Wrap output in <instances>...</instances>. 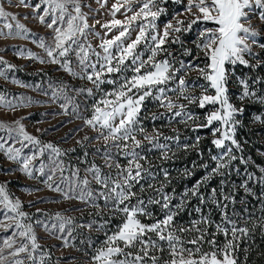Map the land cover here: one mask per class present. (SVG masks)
I'll list each match as a JSON object with an SVG mask.
<instances>
[{
    "label": "snow or ice",
    "instance_id": "obj_1",
    "mask_svg": "<svg viewBox=\"0 0 264 264\" xmlns=\"http://www.w3.org/2000/svg\"><path fill=\"white\" fill-rule=\"evenodd\" d=\"M163 2L164 0H123V2L117 0L112 5L111 14L115 17L116 13L124 8L123 14L126 18L124 21L113 19L110 23L102 25L106 29L105 36L113 30L117 34L111 39L101 38L98 45L100 51H97L87 42V38L90 33L96 36L100 34L93 32L94 26L88 24L87 15L82 12L81 0H39L35 5H29L27 0H20L25 7H33L39 22L52 29L53 35L51 43L43 38L39 39L38 47L44 50L45 57L36 56L30 50L24 49L17 51L18 56L26 54L27 58L39 60L42 64H57L70 75L91 82L98 90L104 83L117 84L116 80H106L104 76L122 73L129 68L127 61L131 59V65L134 66L131 70L134 75L130 78L124 77L119 82L118 88L105 93L93 105L92 116L85 119L87 126L98 131L95 139L102 138L106 142L111 140L112 146L127 159V164L113 165L111 154L105 152L106 166L116 169L115 176L102 174L101 169L94 163L86 169L92 175V179L100 185L101 190L94 192L89 187L90 181L87 176L81 178L79 169H76L71 172V178L74 179L67 185L65 191L61 184L70 178L64 175L65 166L58 158L66 153L52 143H42L36 136L29 134L20 120L12 124L0 122V130H4L7 134V138L0 136V152H3L9 161L17 163L20 172L31 179H36L38 174L43 178L42 183L52 191L60 192L65 199H79L91 203L96 208H99L97 199H103L104 207L122 215L121 224L111 235L105 233L106 239L103 245L95 250L92 257L94 264H238L235 253L239 249V241L249 236L256 227L264 230V216L260 218L258 224L253 223L251 228L247 221L241 227L229 216L228 204L237 202L236 194L241 190L244 194L240 199L242 204L247 203V197H256L264 201V191L257 196L251 187L256 183L264 188V167L259 168V176L247 170L250 161L244 157L243 146L236 138L237 128L242 125V121L237 117L243 115L244 108L230 102L229 78L235 73L230 72L226 66L237 64L246 68L262 66L261 61L257 60L253 64L245 56L253 55L251 44L257 43L255 38L259 35L251 24L250 13L256 15L254 10L259 9L258 16L264 22V0H188L186 11L191 13L193 18L190 21L177 20L175 25L171 21L166 22L161 32L156 21L164 12L159 6ZM134 4L138 7H134ZM128 12L132 14L129 16ZM46 17L49 19L46 20ZM0 20L4 21L3 28H0V36L5 38L26 37L30 31L19 22L15 14L7 12L2 3H0ZM9 21H15V24ZM198 22H211L216 25L215 28H203L193 41L195 48L203 53L206 60L203 67L181 61L180 68H175L173 62L167 58L156 59L160 53H167L170 57L172 53L164 46L167 43H182L179 36L174 33L189 32ZM132 31H136L135 39H131ZM141 43L151 44L147 60L142 59L143 53L137 51ZM259 47L264 49V44H260ZM184 54L193 56L192 49L184 48ZM73 56L79 72L72 67ZM92 57H95V60ZM194 59L198 60L199 56H195ZM0 65H5L8 70L16 67L4 61L2 57H0ZM193 67H196L203 79L208 82L207 85L201 86L200 96L185 95L186 81L183 76L178 78V88L168 87L171 81L177 79L176 73L181 70H191ZM0 76L7 79L3 69H0ZM237 81L242 87L238 97L241 101L247 99L264 105V95L258 94L250 86L249 80L237 77ZM261 82H264V77H256L252 81V83ZM153 89L158 93L154 98L159 102V106L167 109L172 114V118L181 117L180 122L185 124L188 121L195 123L199 118L186 112L185 104L175 103L167 95L168 92H178V99L182 97L189 104H198L201 109L207 105L216 106L206 114L204 123H195L193 130L210 128L214 122H218L219 126L212 129L211 140L217 153L209 152L211 164L203 160L199 163L193 161L191 167L181 170L180 176L185 179L193 177L197 169L205 170V174L190 188H186L180 195L179 202L175 204L172 203L176 199L175 189L172 190V195L165 191L172 182L169 171L160 169L164 181L157 186L153 183L157 173L152 171L151 162L141 151H137L142 148V142L137 139V134L145 133L139 119L140 112L145 99L153 95ZM209 89H213L214 94H207ZM73 91L81 93L86 91L89 95L92 94V89L81 88ZM52 97L63 98L64 103L60 107L65 113L68 112L69 105L73 104V98L67 95L65 87L53 91ZM17 106L18 104L12 99L0 94V107L15 109ZM78 107L79 105H75L73 110ZM156 118L154 115L153 119ZM253 119L264 124L262 115H255ZM155 131L156 135H143V139L151 146L149 150L159 149L162 161L174 159L176 152L173 151L172 146L168 143H160L162 133ZM162 138L164 141L175 142L177 149L182 148L184 151L197 149L198 155L203 156L198 149L201 139L199 136L194 144L182 145L179 144V135ZM84 139L93 138L86 136ZM10 140L19 147L12 146ZM30 145L32 148H29ZM25 149H29L30 154H25ZM99 151L97 149V152ZM46 152L51 160L50 164H45L41 159ZM34 161H39L38 165L34 164ZM237 161L245 166L243 179L239 184H231L230 189L226 190L227 177L233 171L237 175L241 174L240 168L236 166ZM142 162H147L148 166L146 167ZM216 177H220L219 186L210 188L208 195L205 196L201 189ZM142 180L147 181L146 186L141 183ZM137 185L139 191L134 190ZM149 190L151 195H148ZM193 197L201 205L210 202L220 209L221 222L215 223L210 214H203V209L197 206L194 211L201 214L199 219L192 220L189 227L174 226L175 217L188 206L190 198ZM0 205L6 210L3 220H0V227L6 232H11V235L3 240V247L0 248V264L5 262L37 264V252H41L39 264H45V257L48 254L41 251L33 223L26 222L31 219L30 215L22 210V202L18 198H12L3 184H0ZM150 205H159L164 215L162 219L144 223L140 217L153 218ZM99 214L98 212L97 215ZM43 215L47 216V214ZM48 219L51 223L39 219L34 223L50 235L62 240L65 247L69 246L68 237L72 234L73 218H66L61 213H56L54 217ZM106 223L100 224L98 228H104ZM213 226L214 231L210 232L209 229ZM87 227L92 228L93 224L90 223ZM185 233L189 234L187 238L184 236ZM217 234L225 237L222 245L217 244ZM153 235L155 239L152 238ZM162 241L167 244V259L157 255L165 251L164 245L160 243ZM205 244L208 245L207 251L204 250Z\"/></svg>",
    "mask_w": 264,
    "mask_h": 264
},
{
    "label": "rangeland",
    "instance_id": "obj_2",
    "mask_svg": "<svg viewBox=\"0 0 264 264\" xmlns=\"http://www.w3.org/2000/svg\"><path fill=\"white\" fill-rule=\"evenodd\" d=\"M38 2L39 0H27L29 5H35ZM116 2L117 0H81L82 12L87 15L88 24L94 26L93 32L100 34L96 36L90 33L87 38V42L91 43L92 47L97 51H100L98 45L101 42V38L111 39L114 34H117L113 30L112 33H108L105 36L106 29L102 25L110 23L113 19L124 21L126 18L123 14L125 12L124 8H121V11L117 12L115 17L112 16V5ZM0 3L3 4L7 12L15 14L19 22L30 30L26 37L9 36L5 38L0 36V57L9 64L16 66L15 69L8 70L5 65H0V69H3L7 76V79L4 76H0V94L5 95L8 99H12L14 103L18 104L15 109L0 107V122L12 124L14 121L20 120L29 134L36 136L42 143H52L66 153L58 158L65 166L64 175L70 178L61 184L65 191H67V185L74 179L71 178V172L76 169H79L81 178L87 176L90 181L89 187L94 192L101 190L100 185L92 179V175L86 169L94 163L101 169L102 174L115 176L116 169L114 167L110 169L106 166L105 152L111 154V163L113 165L116 163L120 164L122 161H126L127 164V159L112 146L111 140L106 142L102 138L95 139L98 136V131L87 126L85 119L92 116L93 105L105 93H110L114 88H118L119 82L124 77L130 78L134 75L131 70L134 67L131 65V59L127 61L129 68L122 73L106 74L104 76L106 80H116L117 84L104 83L100 85L98 90L91 82L70 75L57 64H42L39 60L27 58L26 54L25 56H18L17 51L24 49L26 51L30 50L36 56L45 57L46 54L42 48L38 47V42L40 38H43L46 42L51 43L52 29H49L46 24L39 22L32 6L25 7L20 3V0H10V2L8 0H0ZM187 3L188 0H164L159 5L164 9V12L156 21L158 29L162 32L165 23L169 21L173 25L176 24L177 20L190 21L193 17L191 13L186 11ZM133 6L138 7L135 4ZM193 11L196 10L193 9ZM254 11L257 14L253 15L250 13L251 24L257 29L259 35L255 38L256 44H251V40L248 41L252 46L253 55H246L245 58L253 64L259 60L262 62V66L246 68L237 64L235 66L227 65L226 67H228L230 72L234 71L235 73L229 78L228 95L230 102L237 107L244 108L243 115L237 117V119L242 121V125L237 128L236 138L242 146L252 145L249 144V134L254 138L253 141L256 142V145L253 147L256 148L250 146L249 150L244 151L243 149V155L250 161V167L248 166L247 168L254 170L257 174L256 171L258 170L259 172V168L264 167V124L254 121L253 117L258 114L264 116V105L247 99L241 101L238 97L242 92V87L237 81V77L249 80L250 86L258 94L264 95V82L252 83L256 77H264V49L259 47L260 44H264V22L258 16L260 10L255 9ZM131 14V12L127 13L129 16ZM48 19L46 17V20ZM9 22L15 24V21ZM3 24L4 21L0 20V28H3ZM205 27L215 28L216 25L211 22H198L189 32L174 33V35L179 36L182 43H167L164 47L172 55L169 57L167 53H160L156 59L167 58L173 62L175 68H180L181 61L185 64L192 62L199 67H203L206 60L203 53L195 48L193 41L197 38L199 31ZM4 31H7V29H4ZM135 36L136 31H132L131 39H135ZM150 47V43L148 45L141 43L138 46L137 51L143 53L142 59L147 60L150 54ZM184 48L192 49L193 56L185 55ZM197 55L199 59L195 60L194 57ZM92 59L95 60V57H92ZM72 60V67L79 72L74 56ZM143 71L144 69H142ZM176 76L177 79L171 81L168 87L178 88V78L183 76L186 81L185 95L189 96H200L202 92L201 86L208 83L203 79L196 67L188 71L181 70L176 73ZM16 81H19V83ZM61 87H65L67 95L73 98V104L69 105L67 113L60 107L64 103L63 98L53 99L52 97V92ZM81 88L92 89V94L89 95L86 91L82 93L73 91V89ZM207 94H214V90L209 89ZM156 95L158 93L153 89V95L146 98L143 103L139 119L145 129V133L137 134V139L142 142V148L137 149V151L142 153L146 149L148 151L151 146L143 139V135L153 136L156 135L155 130H158L159 133H162V137L179 135V144L181 145L185 143L194 144L199 136L201 138L203 156L198 161H210L209 152L211 151L212 154L217 153V149L211 144V140L213 139L212 129L219 126L218 122H214L210 128H199L195 131L193 128L195 123H204L206 114L214 110L216 106L207 105L201 109L198 104H189L182 97L178 99V92H168L167 95L175 103L185 104L186 112L199 118L195 123L188 121L185 124L180 122L181 117L172 118V114L167 109L160 107L159 102L154 98ZM75 105H79V107L74 111ZM154 115L157 117L156 119H153ZM0 136L7 138L4 130H0ZM86 136L93 139L85 140ZM162 137L159 142L170 144L173 151L177 153L176 143L164 141ZM9 143L12 146L19 147L14 141L10 140ZM29 148H32V146L30 145ZM97 149L100 151L97 152ZM152 150L156 152L150 154L151 158H160V150ZM24 152L25 154H30L29 149H25ZM255 156L257 160L253 158ZM41 159L45 164L51 163L47 152ZM255 161L260 162L256 163ZM33 163L38 165L39 161H34ZM18 169L19 165L17 163L9 161L3 152H0V184L5 186L6 191L12 198H18L22 202V210L30 215L31 219L26 222L33 223L41 251L48 254L45 257V264H94L92 257L95 254V250L103 245L106 239L105 233L111 235L117 226L121 224L122 218L118 222L116 220V225L115 223L114 225H107L106 223L105 227L100 229L98 226L106 222L100 219L102 212L109 211L111 215H116V213L110 211V208L104 207L103 199H97L96 201L99 208L93 207L91 203L83 202L79 199H65L60 192L52 191L42 183L43 178L39 177L38 174L36 179H31ZM103 169L107 171L105 172ZM244 169L245 166H243V171ZM57 181H59V174H57ZM78 191L79 189H77ZM38 209L40 210L39 212L37 211ZM5 212L4 206L0 205V220H3ZM98 212L100 213L99 215H97ZM56 213H61L66 218H73V224L71 225L72 234L68 237L69 246L67 247L64 246L62 240L50 235L42 227L34 223L37 219L51 223L48 217H54ZM233 213L229 216L237 221L238 226L242 227L243 222H245L244 219H240L242 214L236 211ZM43 214H47V216ZM220 222L221 219L217 223ZM90 223L93 224L92 228L87 227ZM10 235V231L6 232L3 227H0V248L3 247V240ZM17 242L19 243V240ZM224 242L225 237L223 238L222 234H217V244L222 245ZM204 250H208L207 244L204 245ZM40 255L41 252L36 253L37 264H39ZM157 255L162 256V259L168 258L167 251L166 253H157ZM10 259L11 257H9ZM26 264H31V262H26Z\"/></svg>",
    "mask_w": 264,
    "mask_h": 264
},
{
    "label": "trees",
    "instance_id": "obj_3",
    "mask_svg": "<svg viewBox=\"0 0 264 264\" xmlns=\"http://www.w3.org/2000/svg\"><path fill=\"white\" fill-rule=\"evenodd\" d=\"M249 144L252 145H245L243 146L244 151L249 150L250 146L252 148L256 145V142L253 141L254 138H252L249 134ZM201 141L198 145V149L201 152ZM145 149V147H144ZM177 149V148H176ZM178 152L176 153V156L173 161H162L160 158H151L150 154L155 153V150H145L144 155L147 156L148 160H150L151 165H152V171L157 173V178L153 183H155L157 186H159L160 182L164 181L163 174L160 172V169H166L170 173L171 177V184H169L166 188L165 191L168 192L170 195L173 194L172 190L175 189V196L176 199L173 200V204L179 202L180 195L183 193V191L186 188H190L192 184L196 182V180L200 179L202 175L205 174V170L203 169H197L196 174L188 179L182 178L180 176V172L182 169L185 167H191L193 161L199 163L201 161H198L200 159V155H198L197 149H189L188 151H184L182 148L177 149ZM255 160L256 156L253 157ZM211 164V161H207ZM256 163L260 161H255ZM145 163V166H148L147 162H142ZM120 164L125 165L126 161H122ZM236 166L240 168V175H237L234 171L231 173L230 176L227 177L228 184L226 185V190L230 189L231 184L236 183L239 184L240 181L243 179V166L242 164H239V162H236ZM250 167V164L248 165ZM104 170V169H103ZM247 170L250 172H254V170H251L247 168ZM105 172L107 170H104ZM257 172V176L260 175V172ZM219 180L220 177L214 178L207 186H205L201 191L205 194V196L208 195L210 188L212 187H218L219 186ZM142 184L147 185L146 180L141 181ZM253 190L257 193V196H259L261 191H264V188H261L260 185L253 183L251 185ZM136 191H139V185L136 186ZM151 190L148 191V195H151ZM237 196V202L235 204H228V214H232L234 211H236L239 214H242L240 219H244L245 222H243L242 226L245 225L246 221L248 222V226L251 228L253 223H259L260 218L264 216V201H261L257 199L256 197H247V203L242 204L240 203L241 197L244 196L243 191L241 190L236 194ZM199 206L203 209V214L211 215V219L217 223L221 219V212L220 209H218L215 205H212L210 202L206 205H201L199 204V201L196 198H190V203L188 206L179 214L175 217L174 220V226L176 227H189L190 222L195 219H199L201 214H198L194 211V209ZM107 208V207H105ZM150 210L153 213V218L148 219L146 217H141L142 221L146 223H152L154 222L155 219H162L164 212L161 210L159 205H150L149 206ZM119 215V216H118ZM122 218V215L119 213H116L115 216L111 215L109 211L102 212L100 219H103V221L107 222V225H115L117 224L118 220ZM117 220V222H116ZM209 231H214V226L213 228H210ZM184 236L187 238L189 234L185 233ZM155 239L156 237H152ZM224 238V236H223ZM216 241H217V235H216ZM161 244L164 245L165 251L163 253H166L167 251V244L165 242H160ZM235 255L238 258V264H264V230H261L259 227H256L252 230L251 234L247 237L242 238L239 241V249L235 253Z\"/></svg>",
    "mask_w": 264,
    "mask_h": 264
}]
</instances>
